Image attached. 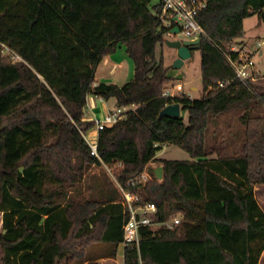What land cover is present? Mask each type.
I'll list each match as a JSON object with an SVG mask.
<instances>
[{"label":"trees","instance_id":"trees-1","mask_svg":"<svg viewBox=\"0 0 264 264\" xmlns=\"http://www.w3.org/2000/svg\"><path fill=\"white\" fill-rule=\"evenodd\" d=\"M152 2L0 0V264L91 260L88 248L103 243L113 245L103 255L117 257L126 214L116 194L85 196L82 182L93 164L113 169L123 186L149 172L143 195L158 208L155 220L181 215L174 229L156 236L145 230L139 248H125L124 264L260 263L264 93L236 80L225 54L239 59L231 48L245 37L247 18L264 21V0H207L198 15L205 32L198 99L162 96L174 78L157 46L170 28L161 18L163 0ZM121 46L134 78L123 86L97 84L98 65ZM220 81L230 83L217 89ZM90 95L136 107L99 133L102 162L82 135L94 126L85 120ZM176 103L187 119L161 116ZM166 144L192 160L157 158ZM155 162L164 168L162 180Z\"/></svg>","mask_w":264,"mask_h":264},{"label":"built area","instance_id":"built-area-1","mask_svg":"<svg viewBox=\"0 0 264 264\" xmlns=\"http://www.w3.org/2000/svg\"><path fill=\"white\" fill-rule=\"evenodd\" d=\"M207 5V0H163V9L161 18L166 26L170 28L167 35L174 37L172 30L179 28V34L186 36L185 40L202 39L205 34L203 27L198 21L200 11ZM236 45V44H235ZM232 46V51L240 52L239 59L234 60L230 54H225L228 62L233 67L236 80L241 81L244 85L253 84L254 81L261 76V72L257 69L252 57L246 54L243 50L236 49ZM7 52H10L7 50ZM13 59L21 60L19 56H14ZM230 82L220 81L217 89L226 88ZM213 88L209 87L207 92ZM163 97H187L194 99L191 93L186 94L184 86L181 83L173 82L164 87ZM135 106H116L113 110L107 112L102 119H95L93 130L94 136L92 140L82 133L86 144L90 149L93 157L102 162L98 151L99 133L107 128H111L120 121L128 117L131 110H135ZM111 175H113L116 187L120 193V204L124 207L126 214L125 223L123 225L124 238L122 242L123 256L124 250L127 246H136L139 248L143 239V232L147 229H152L153 236L155 232L163 227L174 229L181 223V215L179 213L173 214L169 220L165 222H158L155 220L158 214V208L154 203L147 202L143 195V189L147 183L152 179L149 172L144 171L138 176L130 179L125 186L121 185L115 178L113 169L105 164H102Z\"/></svg>","mask_w":264,"mask_h":264},{"label":"rangeland","instance_id":"rangeland-1","mask_svg":"<svg viewBox=\"0 0 264 264\" xmlns=\"http://www.w3.org/2000/svg\"><path fill=\"white\" fill-rule=\"evenodd\" d=\"M160 0H153L152 5H156ZM245 26V38L237 43L236 49H242L246 54L252 57L257 69L261 72V76L253 82L256 91L264 93V21L260 19L258 15L247 18L244 22ZM186 36L183 34H177L174 37L170 35L165 36L166 40H185ZM164 57L165 66L170 67L169 75L174 78L168 84L173 82L181 83L184 86L186 94L191 93L194 99H198L203 95V85L201 77V55L199 50L195 52V55L190 59H187L184 65L180 69L173 67L175 60L178 58L177 51L166 44L157 46V57L160 59ZM135 65L131 59H128L124 67L125 78L117 80L119 86H123L128 83L134 77ZM97 73V70H96ZM192 88H197V90ZM110 105L114 108L112 102ZM260 115L264 116V104L260 110ZM181 116L187 119L188 113L181 110ZM236 121L235 116L232 118V122ZM86 135L94 140V130L90 129L86 132ZM157 158L167 160L189 161L192 160L188 152L183 150L177 145L166 144L163 149L158 153ZM151 167L157 168L160 165L158 162L151 163ZM83 192L86 197L98 199L100 191L103 189L106 193L116 194L118 200L120 199L119 191L116 187L113 175L107 171L103 165H91L83 178ZM256 196L259 204L264 209V185L256 188ZM2 213L0 212V234L2 233ZM113 248V245L108 243L97 244L89 249L90 255H93V259L89 260L88 257L81 258L78 256H68L60 261L59 264H124L123 258V246L119 245L118 255L115 259H109L107 261H97V257L108 253ZM264 264V260L262 263Z\"/></svg>","mask_w":264,"mask_h":264},{"label":"crops","instance_id":"crops-1","mask_svg":"<svg viewBox=\"0 0 264 264\" xmlns=\"http://www.w3.org/2000/svg\"><path fill=\"white\" fill-rule=\"evenodd\" d=\"M244 38L242 40H244ZM128 59L130 58L126 53L125 46H121L115 54L105 56L97 67L95 82L97 84L101 82H105L109 84H117L118 82L117 80H122L123 78H125V73L123 70ZM134 74H135V70H134ZM194 89L197 90V88H192L193 91ZM110 102H112L115 107L117 106V102L115 99H110L107 101L94 95L88 96L87 106L85 110V120L93 122L95 119H102L107 112L115 108V107L113 108L110 105ZM118 202H120V199L118 200ZM117 255H118V250H117ZM109 259L110 258L101 255V257H99L97 261H107ZM262 260H264V253L262 254L260 263H262ZM122 262L124 263L123 259Z\"/></svg>","mask_w":264,"mask_h":264},{"label":"water","instance_id":"water-1","mask_svg":"<svg viewBox=\"0 0 264 264\" xmlns=\"http://www.w3.org/2000/svg\"><path fill=\"white\" fill-rule=\"evenodd\" d=\"M179 28L172 30L174 35L179 34ZM202 39L197 40H166V44L175 49L178 54V58L175 60L173 67L175 69H180L187 59H190L195 55V52L201 49ZM161 116H181V105L176 103L167 106L162 112ZM164 168L159 166L155 169V175L158 180L163 179Z\"/></svg>","mask_w":264,"mask_h":264}]
</instances>
